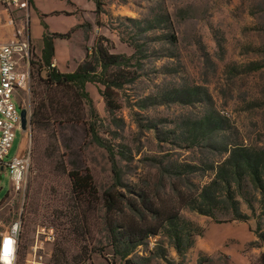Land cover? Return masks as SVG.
<instances>
[{
  "label": "rangeland",
  "instance_id": "1",
  "mask_svg": "<svg viewBox=\"0 0 264 264\" xmlns=\"http://www.w3.org/2000/svg\"><path fill=\"white\" fill-rule=\"evenodd\" d=\"M99 3L94 26H85L109 54L126 60L120 70L128 81L107 90L87 85L97 117L91 121L89 108L76 105L86 123L56 126L54 152L49 153L54 157L42 154L48 139L39 134L40 156L30 162L22 193H13L8 175L1 172L0 234L19 223L16 264H26L38 228L55 235L45 246V264H53L61 242L69 264L85 250L93 264H228L200 248L213 223L245 224L253 236L245 250H253L249 264H264V191L244 172L230 188L217 179L219 169L230 176L233 149L264 156V0ZM0 11L8 31L24 15L1 6ZM29 72L27 89L16 97L28 119L35 95L43 96L46 89L45 73L31 65ZM90 123L102 145L87 134ZM32 136L30 125L17 130L5 162L33 150ZM58 157L69 171L90 175L96 189L86 207L90 227L81 237L73 234L70 185L56 165ZM108 194L115 202L113 217L124 215L144 230L159 227L134 245H121L126 259L110 244L101 201ZM230 198L244 221L235 219ZM207 210L211 216L200 214ZM172 216L176 220L165 222Z\"/></svg>",
  "mask_w": 264,
  "mask_h": 264
},
{
  "label": "trees",
  "instance_id": "2",
  "mask_svg": "<svg viewBox=\"0 0 264 264\" xmlns=\"http://www.w3.org/2000/svg\"><path fill=\"white\" fill-rule=\"evenodd\" d=\"M31 5V0H29ZM97 3V11L100 10V3ZM99 13V12H97ZM46 28V26H45ZM71 33L66 35L51 34L47 30L42 38L41 54L36 55L34 49L30 50L29 62L31 66H37L39 73H45V80L42 83L46 86L43 96L35 95L34 108L29 118V125L33 131V150L30 151V158H37L40 156L38 151V139L39 134L44 133L48 139V144L43 150L42 154L48 157H54L50 152H54L55 142V129L56 126H61L63 123H86L85 118L81 119L79 113L75 110L76 105L89 108V119H96V111L94 109V103L91 99L86 87L88 84L102 85L105 90L112 87H121L123 83L128 80L125 75L122 74L120 68L126 60L121 56H113L109 54V49L103 46L100 39L95 42L91 52L86 56L83 63H81L75 72L73 73H60L52 63L54 56V40L69 38ZM125 60V61H124ZM116 69V70H113ZM110 71V73H109ZM108 74V75H107ZM100 95L106 98L104 91L100 90ZM37 100V101H36ZM79 103V104H78ZM85 110V109H84ZM85 117V114L83 115ZM87 134L90 135L91 140L98 145H102L99 137L94 131L93 124H89L86 129ZM51 150V151H50ZM59 159L56 162L57 167H61V172L65 174L69 180L71 200L73 201L72 215L74 217L73 225L75 230L73 234L77 237H81L82 232L87 235L86 229H89V221L85 218L86 207L90 203L92 198H95L96 189L92 182L91 176H80L78 171H69L63 159ZM228 163L233 170L230 171V176L225 174L224 170L219 169L217 179H222L228 188L236 177L242 178L241 172L250 175L252 183L259 186L260 190L264 191V156L261 153L252 152L246 148L233 149ZM230 177V178H228ZM213 181L215 184L216 180ZM212 184V185H213ZM233 203V198H230ZM102 207L107 213L106 224L110 234V244L113 247L115 253L126 259L127 249L119 252L120 246H131L141 239L146 238L148 235L156 234L159 227L154 226L144 230L135 226L130 220L123 216L113 217L115 212V202L113 197L108 195L102 196ZM233 210L235 213V219L244 221L246 218L242 216L235 203H233ZM121 211L122 210H118ZM154 215L162 217L158 210H149ZM200 214L205 216H211L210 210L201 211ZM176 220L175 216L165 219V222H172ZM77 228H80V233L77 232ZM176 249L181 250V239L179 234L175 233ZM261 240L264 243V235H260ZM66 242V239L64 240ZM53 264H69L66 247L64 243H59L54 252L52 258ZM85 262H92L88 252L83 251L77 258L73 259L71 264H82ZM127 264H130L126 261Z\"/></svg>",
  "mask_w": 264,
  "mask_h": 264
},
{
  "label": "crops",
  "instance_id": "3",
  "mask_svg": "<svg viewBox=\"0 0 264 264\" xmlns=\"http://www.w3.org/2000/svg\"><path fill=\"white\" fill-rule=\"evenodd\" d=\"M97 1L102 0H31L27 14L17 12L23 17L19 16L13 22V31L6 30L5 12L0 11V45L11 40L16 31L25 28L31 49L40 55L46 30L59 35L71 33L69 38L54 40L52 63L62 74L73 73L95 43L93 31H87L86 26H94ZM252 240L245 224L219 226L213 223L207 228L200 248L212 256H223L228 264H249L247 255L253 250L247 253L245 250Z\"/></svg>",
  "mask_w": 264,
  "mask_h": 264
},
{
  "label": "built area",
  "instance_id": "4",
  "mask_svg": "<svg viewBox=\"0 0 264 264\" xmlns=\"http://www.w3.org/2000/svg\"><path fill=\"white\" fill-rule=\"evenodd\" d=\"M5 9L27 14L29 0H0ZM30 44L25 28L15 32L7 43L0 45V181L1 172L5 171L10 180L13 193H22L26 186V175L30 167V152L16 154L9 162H5L14 142L17 130L21 128V117L18 109V91H25L30 79ZM51 229H37L34 241L29 248V259L26 264H45L47 254L45 246L55 241ZM20 239V226L15 222L8 230L0 234V264H16ZM82 264H93L85 262Z\"/></svg>",
  "mask_w": 264,
  "mask_h": 264
},
{
  "label": "water",
  "instance_id": "5",
  "mask_svg": "<svg viewBox=\"0 0 264 264\" xmlns=\"http://www.w3.org/2000/svg\"><path fill=\"white\" fill-rule=\"evenodd\" d=\"M20 117H21L22 130H27L29 127V119H28V113L25 109H20Z\"/></svg>",
  "mask_w": 264,
  "mask_h": 264
}]
</instances>
